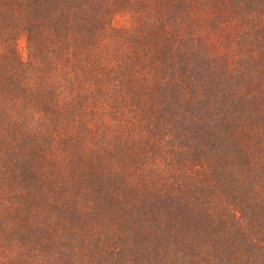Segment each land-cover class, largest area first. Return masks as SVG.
<instances>
[{
  "label": "trees",
  "instance_id": "1",
  "mask_svg": "<svg viewBox=\"0 0 264 264\" xmlns=\"http://www.w3.org/2000/svg\"><path fill=\"white\" fill-rule=\"evenodd\" d=\"M243 49L264 0H0V264H264V89L213 80Z\"/></svg>",
  "mask_w": 264,
  "mask_h": 264
},
{
  "label": "rangeland",
  "instance_id": "2",
  "mask_svg": "<svg viewBox=\"0 0 264 264\" xmlns=\"http://www.w3.org/2000/svg\"><path fill=\"white\" fill-rule=\"evenodd\" d=\"M193 1L195 2V5H197V3L201 4V2H202V0H197V3H196V0H193ZM203 9H205V10H203L201 12V14H203V15H205L207 17L209 15L210 11H209L208 8H206V6H204ZM121 19H122V17L116 19L114 21V25L117 26L119 21H121ZM122 22H123V20H122ZM19 47H20V49H23L24 48V43H19ZM224 50H226V49H224ZM228 51L230 52V50H228ZM242 51H243L242 53H239V52L235 51L236 56H238V58L234 57V59L237 62H235L234 64H229L226 69L223 68V67L221 68V71L219 73L223 72V70H226V71H224L225 73L223 74L224 77H221L219 79L214 77V79H213L216 82L218 81V84H220L221 81L226 83V85L228 87V90H226L225 92L230 93L229 91L231 90V87L239 88V89H242V90L245 89V92H246L247 88L249 90H251V89L254 90L255 87L259 86V84L261 85V88L264 89V52L263 51H259V52H245L244 49ZM219 52H220V50H218V54H219ZM230 53H234V52L232 51ZM212 57L214 58V56H212ZM242 60H244V61H242ZM214 62L215 61H213V59L210 60V64L207 65L209 67L208 70L214 68ZM217 66H218V64H217ZM207 74L209 76V74H211L210 71H207ZM202 89H204V92L206 93V95L209 96L211 99H213L214 101L216 99L217 104H221V106H222V103L225 102V99L222 96L216 95L215 89L211 85H209V84L203 85ZM199 92H202V91H199ZM19 107L20 106H18L17 108H19ZM25 110H28V109H26L25 106H21L18 109V111H16V112H5L4 110H0V111L3 112L4 116L7 117V118H14V119L18 118L19 119V117L17 116L18 115L17 112H19V114L23 115L25 113ZM30 111L31 110H29L28 112H30ZM31 114H32V116H37V114L34 112V110H32ZM11 120L12 119H4L2 122H0V126L2 125L0 127V135H2L4 138L9 136V131L8 130H9V128L12 127V126H10L9 128L4 127V126H6L5 122H9ZM15 124H16V122H15ZM78 147H80V146H78ZM174 150L175 149H173V152H174ZM188 163L189 162L187 161L186 164H188ZM202 169L203 168L200 167V168H197L196 170H200L201 171ZM67 171L69 172L68 169H67ZM151 172L152 171H150V173H149L150 176L147 178L148 182H146V186H148L149 188H153V187L158 186V183H159V185L161 184V180L159 178H158V180L154 181L155 180L154 174L151 173ZM212 175H214V173ZM90 183H91V180H89L88 184H90ZM149 184H150V186H149ZM142 190L143 189H139V190L136 189V191H135L136 195L133 194L131 197L132 198H136V197H139V196L142 197V194H144L142 192ZM82 195L84 196V194H82V192H81L79 194V197L81 198ZM238 205L244 206L243 203H240ZM261 205L264 206V204H261ZM263 210H264V208H263ZM52 233H53V231L52 232L50 231V235ZM258 237L260 238L261 235L258 234ZM262 237H263L261 239L262 241L260 240L259 243L262 244L261 246L264 247V232H262ZM261 249L262 248L260 247L259 250H261Z\"/></svg>",
  "mask_w": 264,
  "mask_h": 264
}]
</instances>
